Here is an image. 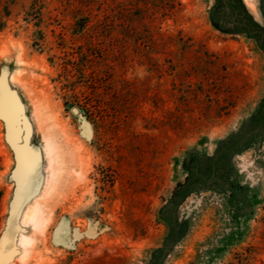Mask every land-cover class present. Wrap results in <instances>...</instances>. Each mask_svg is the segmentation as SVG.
Here are the masks:
<instances>
[{
  "label": "rangeland",
  "instance_id": "rangeland-1",
  "mask_svg": "<svg viewBox=\"0 0 264 264\" xmlns=\"http://www.w3.org/2000/svg\"><path fill=\"white\" fill-rule=\"evenodd\" d=\"M217 1L0 0V264H264V0Z\"/></svg>",
  "mask_w": 264,
  "mask_h": 264
},
{
  "label": "trees",
  "instance_id": "trees-1",
  "mask_svg": "<svg viewBox=\"0 0 264 264\" xmlns=\"http://www.w3.org/2000/svg\"><path fill=\"white\" fill-rule=\"evenodd\" d=\"M210 20L217 29L255 33L254 20L241 0H218L210 13ZM191 181V180H190ZM188 183L184 185V189Z\"/></svg>",
  "mask_w": 264,
  "mask_h": 264
},
{
  "label": "water",
  "instance_id": "water-1",
  "mask_svg": "<svg viewBox=\"0 0 264 264\" xmlns=\"http://www.w3.org/2000/svg\"><path fill=\"white\" fill-rule=\"evenodd\" d=\"M5 97L4 101L0 106V113L8 125L10 132H11V140L13 144L16 146V150L20 154V156H24L25 154V147L23 145H17L19 142V129L16 128L18 125L19 116L22 113V107L19 104L17 98L9 91L8 88L5 89Z\"/></svg>",
  "mask_w": 264,
  "mask_h": 264
},
{
  "label": "bare ground",
  "instance_id": "bare-ground-1",
  "mask_svg": "<svg viewBox=\"0 0 264 264\" xmlns=\"http://www.w3.org/2000/svg\"><path fill=\"white\" fill-rule=\"evenodd\" d=\"M47 148H50V145L49 143H47ZM59 171L57 172H52L51 173V176H50V180H51V183L55 182L57 180V178L59 177ZM39 215V209H38V206L36 204L32 205V206H29L25 212V217H24V220H27L28 218L29 219H32L34 223H36V220H37V216ZM19 242L21 243V245L24 247L26 245H29L30 244V241L26 238V236H23L21 235L19 237ZM27 250L23 248V250H21L20 252V258H23L27 256Z\"/></svg>",
  "mask_w": 264,
  "mask_h": 264
}]
</instances>
